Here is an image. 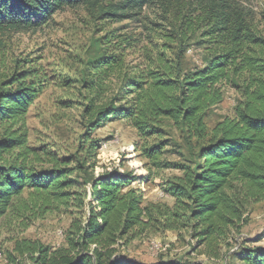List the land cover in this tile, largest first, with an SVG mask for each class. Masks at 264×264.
<instances>
[{"label": "trees", "instance_id": "obj_1", "mask_svg": "<svg viewBox=\"0 0 264 264\" xmlns=\"http://www.w3.org/2000/svg\"><path fill=\"white\" fill-rule=\"evenodd\" d=\"M166 1L0 0V33L36 31L66 8L87 6L98 20H123ZM228 8L208 15L212 24L197 44L205 51L201 67L187 70L184 63L185 50L197 36L185 35L193 30L192 19L177 35H161L162 46L150 41L144 67L127 71L123 54L91 62L95 81L86 88L98 90V95L84 110L88 124L79 151L83 160L47 151V161H42L28 145L27 116L47 77L35 65L18 62L8 70L1 63L0 227L25 231L49 213L71 208L79 213L65 233L64 246L17 242L20 256L33 264H135L121 249L172 231L189 237L210 259H226L222 251L231 234L240 233L253 207L264 202V36L251 30L242 13ZM107 36L108 44L116 40ZM120 45V50L143 49L140 35ZM171 45L178 52L169 57ZM227 86L238 88L241 100L232 117L210 129V112L222 103ZM116 118L136 131L137 150L150 163L157 164L170 145L167 123L194 151L189 164L165 165L180 172L160 185L172 205L147 201L142 179L131 172L105 170L87 179L74 177L93 168L85 161L94 162L101 142L92 134ZM41 162L50 167L35 166ZM233 258L240 264H264V246L243 247Z\"/></svg>", "mask_w": 264, "mask_h": 264}, {"label": "rangeland", "instance_id": "obj_2", "mask_svg": "<svg viewBox=\"0 0 264 264\" xmlns=\"http://www.w3.org/2000/svg\"><path fill=\"white\" fill-rule=\"evenodd\" d=\"M242 13L251 30L256 35L264 36V0H167L154 4L136 16L123 20H98L93 9L87 6L66 8L57 12L51 21L42 28L28 33H0V72L4 62L8 70L14 69L18 62L22 66L35 65L46 75L47 82L40 96L30 107L27 116L29 129L28 145L36 148L42 161H47V151L57 157H74V161L85 158L80 153V145L87 132L85 108L98 95V90L89 92L87 83L94 80L91 62L100 56L123 54L127 71L144 67L147 63L146 53L150 41L162 46L161 35H177L183 31L185 22L193 20L192 32L185 35H197L185 50L184 63L187 70L202 66L203 47L197 45L200 35L210 28L208 15L223 11ZM107 35L115 37L112 44L106 43ZM140 35L143 49L124 48L120 50L123 39ZM181 35V34H180ZM183 35V34H182ZM162 38V39H161ZM168 56L178 52L177 45L169 46ZM152 50V49H151ZM111 82H108V95H114ZM241 94L238 88L226 87L222 103L213 108L208 118V127L212 129L217 123L235 114ZM170 145L157 162L150 163L140 156L137 150L136 131L124 119H114L106 126L92 134L101 147L94 162L85 161L93 166L80 176L87 179L105 170L131 172L140 177L141 188L147 201L172 205L170 196L164 194L161 183L179 175L176 169L166 168L167 163L189 164L193 162L191 147L171 124L165 125ZM36 167L49 168L44 162L35 163ZM151 181L145 183L144 178ZM81 181V180H78ZM139 184L133 187L138 188ZM79 217L78 211L61 209L33 221L25 231L17 229L7 231L0 227V264H33L28 257L16 252V243L22 241L40 242L48 247L59 248L65 245V233L73 220ZM264 202L253 207L247 224L240 233H232L223 248L226 259H210L196 250V244L189 237L180 238L176 232L168 231L151 239L138 240L121 249V255L135 264H240L233 258L243 247L264 246ZM260 242H255L260 240ZM254 241V242H253ZM233 254V256H232ZM231 255V256H230Z\"/></svg>", "mask_w": 264, "mask_h": 264}]
</instances>
